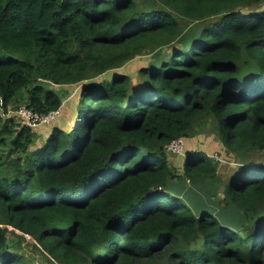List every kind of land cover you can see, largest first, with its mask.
I'll use <instances>...</instances> for the list:
<instances>
[{"label":"trees","instance_id":"trees-1","mask_svg":"<svg viewBox=\"0 0 264 264\" xmlns=\"http://www.w3.org/2000/svg\"><path fill=\"white\" fill-rule=\"evenodd\" d=\"M262 5L0 0V264H43L13 229L60 264H264ZM21 104L63 112L38 148ZM208 127L234 162L192 148L179 174L165 147Z\"/></svg>","mask_w":264,"mask_h":264},{"label":"rangeland","instance_id":"rangeland-1","mask_svg":"<svg viewBox=\"0 0 264 264\" xmlns=\"http://www.w3.org/2000/svg\"><path fill=\"white\" fill-rule=\"evenodd\" d=\"M145 0H138V2H142ZM264 5L261 6V8ZM150 57L149 54H145L142 55L132 61H130L129 63L125 64L123 67L115 69V70H111L109 72H107L106 75H103L101 77H99L98 79H109L110 78V74H112L113 72H117V73H129L130 75L136 76L138 73V70L142 67V66H146L147 60ZM50 87L56 89L59 94L61 95V97L64 99V107L67 105L68 102L71 101V109L72 110H76V104L75 101L77 100V93H78V85H69L67 87H61V86H57V85H53L50 84ZM24 103H26L25 99H23ZM22 103V104H24ZM21 104V105H22ZM21 107V106H20ZM15 110L11 111V113L8 115L12 116L14 115ZM63 116V112L61 114L60 117L61 118ZM77 119V116L73 118L72 122L74 123ZM64 120V119H63ZM17 121V119H16ZM71 122V123H72ZM45 127H47V129H50V125L46 124ZM201 134H199L198 138H192V139H183V143L185 146V152L186 150L189 151L192 148H196V149H203L206 150L208 152H210L211 154L221 157L225 162H234V157H231V155L226 154V148H224V146H222V143L220 142L219 137L214 134V131L212 130L211 127H208L206 129H204L202 132H200ZM46 140V138L41 139L40 137H37L35 139V145L33 146L34 148H38L42 141ZM168 157H170V161H172V164L175 165V167H177V171L179 174H183L184 173V159L181 158V161L178 162L177 158L180 156L179 154H175V153H168L167 154ZM257 156V155H255ZM259 157H252V163L253 162H263L264 163V154L258 155ZM185 157V156H184ZM177 165V166H176ZM189 184V183H188ZM13 228L10 227V230H12ZM14 232H10L9 233V242L12 245L15 244H19L21 246V248L23 249L24 252H26L27 255H35L34 258V262H40L43 264H60L58 263L55 259H53L49 254L45 253L42 250V247L40 245H38L36 243V241L32 238L31 235H27L24 234L22 232H20L19 230H14ZM29 236H31V238H28ZM36 243V244H35ZM38 245V246H37ZM36 247L39 249L36 250ZM44 253L45 256H42L41 254ZM48 259H50L51 261H49Z\"/></svg>","mask_w":264,"mask_h":264},{"label":"built area","instance_id":"built-area-1","mask_svg":"<svg viewBox=\"0 0 264 264\" xmlns=\"http://www.w3.org/2000/svg\"><path fill=\"white\" fill-rule=\"evenodd\" d=\"M3 104V100L0 97V105ZM19 120L21 121L22 125H26L33 129H36L42 125L50 124L58 119L61 115V108L51 111L47 114H42L33 109L29 108L27 105H22L17 111ZM183 139H176L168 144L165 148L168 153H175L179 155H183L185 153V146L182 141ZM219 160L218 156L212 155ZM28 238H31L29 236ZM37 243V241H36ZM38 244V243H37ZM39 245V244H38Z\"/></svg>","mask_w":264,"mask_h":264},{"label":"crops","instance_id":"crops-1","mask_svg":"<svg viewBox=\"0 0 264 264\" xmlns=\"http://www.w3.org/2000/svg\"><path fill=\"white\" fill-rule=\"evenodd\" d=\"M38 137H40L41 139L46 138L49 134V131L47 129V127H42L38 130ZM195 138H198V136H196Z\"/></svg>","mask_w":264,"mask_h":264},{"label":"water","instance_id":"water-1","mask_svg":"<svg viewBox=\"0 0 264 264\" xmlns=\"http://www.w3.org/2000/svg\"><path fill=\"white\" fill-rule=\"evenodd\" d=\"M188 156V153H186V157Z\"/></svg>","mask_w":264,"mask_h":264}]
</instances>
